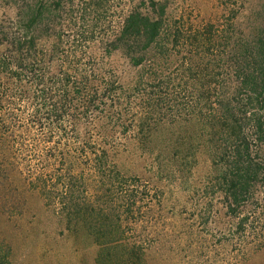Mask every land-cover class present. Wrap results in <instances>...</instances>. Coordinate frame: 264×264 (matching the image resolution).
Instances as JSON below:
<instances>
[{
	"label": "trees",
	"instance_id": "trees-1",
	"mask_svg": "<svg viewBox=\"0 0 264 264\" xmlns=\"http://www.w3.org/2000/svg\"><path fill=\"white\" fill-rule=\"evenodd\" d=\"M202 153L215 251H237L215 262L236 264L264 246V3L219 0L212 22L169 0H0V264L35 207L97 264H145Z\"/></svg>",
	"mask_w": 264,
	"mask_h": 264
},
{
	"label": "rangeland",
	"instance_id": "rangeland-1",
	"mask_svg": "<svg viewBox=\"0 0 264 264\" xmlns=\"http://www.w3.org/2000/svg\"><path fill=\"white\" fill-rule=\"evenodd\" d=\"M169 2L175 10L193 20L215 22V4L219 0H169ZM262 3L264 0H245V5H252L255 8ZM244 20L240 18L239 22L244 25ZM168 133L170 130L165 129L164 133L155 137L154 144L156 146L160 144ZM128 151L121 159V167L140 173V166H145L146 161L139 160V158L134 159L136 156L134 147L129 146ZM199 161L198 175L194 181L190 180L185 185L187 191L181 192L182 186H180V190L174 188L171 194L169 192L167 195L168 202L166 200L165 203L168 204L166 205H170L179 196L183 205L176 208V213L167 210L165 215L167 234L162 236L147 253L145 264H219L215 262V253L219 250L220 257L226 258L232 257V254L237 252L234 253L236 246L232 247L230 243L224 247V250L215 251V231L211 228L214 225L209 221L206 222L209 218L204 213V209H208L211 205L210 210L215 221V196H204L200 192L206 182L204 173L209 164L206 162L204 153L200 154ZM175 203L178 205V202ZM180 211L182 213L179 216L177 212ZM34 213L35 221L37 220L39 224L25 234L23 243L19 241L15 248L18 252H16L15 259L12 258L13 264H97L95 261L97 245L82 231H79L76 236L65 229L61 231L63 226L54 222L52 216L40 207H35ZM20 257H23L22 261ZM239 259L236 264H264V246L252 254L239 256Z\"/></svg>",
	"mask_w": 264,
	"mask_h": 264
}]
</instances>
